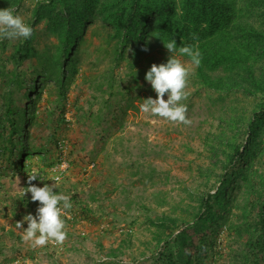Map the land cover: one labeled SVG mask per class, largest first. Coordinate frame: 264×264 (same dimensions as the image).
Instances as JSON below:
<instances>
[{"label":"trees","instance_id":"16d2710c","mask_svg":"<svg viewBox=\"0 0 264 264\" xmlns=\"http://www.w3.org/2000/svg\"><path fill=\"white\" fill-rule=\"evenodd\" d=\"M24 1L0 0V8L19 9ZM43 21L48 41L38 48L35 26ZM96 22L100 27L88 34ZM30 26V39L20 41L10 55H0V160L7 153L23 164L35 154L47 159L50 149L32 144L29 127L37 117L50 129L49 143L59 144L63 99L79 71L80 46L89 35L108 47L106 91L124 73L129 84L146 90L145 96H157L145 76L153 63L167 62L170 53L163 40L174 38L177 48L198 46L201 63L191 82L211 97L217 94L214 104L221 101L219 130L204 140L213 162L199 168L204 188L188 191L196 204L152 221L160 246L152 264H218L213 258L208 261V245H218L222 232L238 243L242 264H264V0H37ZM32 60L36 67L24 69ZM48 83L53 89L46 88ZM53 91L56 99L44 96ZM237 92L253 103H225ZM129 99L127 106L137 108ZM41 103L48 106L38 115Z\"/></svg>","mask_w":264,"mask_h":264},{"label":"rangeland","instance_id":"374dc122","mask_svg":"<svg viewBox=\"0 0 264 264\" xmlns=\"http://www.w3.org/2000/svg\"><path fill=\"white\" fill-rule=\"evenodd\" d=\"M36 1L25 0L16 9V14L28 25ZM45 25L43 21L35 26L34 44L38 48L48 41ZM97 26L100 27L99 22L92 25L88 34ZM22 40H0V55H10ZM105 48L108 47L100 38L87 37L80 46L79 71L63 99L64 119L60 121L58 135L64 140L62 153L70 161L71 169L54 190L70 197L72 204L64 214L66 218L63 217L67 238L63 244L50 241L34 248L31 242L23 240V229L16 227L18 219L8 220L0 213V264H152L160 249L154 240L157 226L152 221L158 222L161 214L173 212L174 208L179 214L188 204H196L188 191L204 188L199 168H207L213 162L204 140L219 130L222 117L221 101L214 104L212 99L217 94L211 97L198 82H191L196 66L181 56L194 69L187 84L190 95L182 101L187 105L191 124L142 113L139 105L148 97L156 98L155 93L137 95V89L130 93V77L124 73L120 76L117 71L119 77L113 82L114 88L106 91L108 76L104 77V72L111 64ZM36 65L32 60L23 68L32 69ZM46 88L53 89L50 83ZM44 96L56 99V91ZM109 96L113 97L107 101ZM130 96L137 108L127 106ZM225 103L248 107L253 98L237 92ZM47 106L41 103L38 115ZM29 129L36 144L44 143L50 132L40 125L39 117ZM26 166L40 177L48 168L36 156L27 159ZM215 179L214 176L212 182ZM34 184L43 187L55 181L44 182L38 177ZM161 198L166 199L162 205L158 203ZM38 207L39 203L30 213L36 215ZM29 211L25 209L24 214ZM23 227H28L26 221ZM3 228L11 229V233H4ZM218 241V245H208L212 248L208 261L213 258L218 264L244 263L237 242L225 237L224 232ZM219 250L225 255L221 252L220 255Z\"/></svg>","mask_w":264,"mask_h":264},{"label":"clouds","instance_id":"9594fccd","mask_svg":"<svg viewBox=\"0 0 264 264\" xmlns=\"http://www.w3.org/2000/svg\"><path fill=\"white\" fill-rule=\"evenodd\" d=\"M16 9L11 6L0 8V40H27L32 37L34 29L25 23L21 15L16 14ZM193 39H198V37L193 34ZM163 43L170 53L167 62L153 63L145 76L157 96L144 99L139 108L142 113H150L172 122L190 125L191 120L187 117V105L182 101L190 95L187 91V84L194 69L183 62L180 57L186 55L190 58L192 65L199 66L201 52L198 46L194 48L192 45H183L177 48L174 38L170 41L163 40ZM143 50L147 51L148 49L145 46ZM129 89L130 93L137 89V95L146 93V90L139 91V86L133 84H130ZM165 94H167V99H165ZM34 138L35 136H32L34 146L46 145L45 147L50 151L46 153L47 159H43V156L39 154L28 156L27 159L36 156L45 162L48 168L46 172L40 173L42 175L40 177L39 173L31 172L30 168L26 166L27 159L23 164V162L20 163L21 160L16 155L11 158L7 153V156L0 160V213L8 220L18 219L16 227L23 229V240L31 242L32 247L37 248L47 245L50 241L63 244L67 238L63 216L67 210L71 209L72 204L70 197L62 193L58 194L54 189L65 178L64 176H69L71 165L67 156L62 153L65 144L59 135L58 145L55 140L49 143L47 139L44 143L36 144ZM38 177L44 182L49 179L54 180L55 184H45L43 187H39L34 184V180ZM25 199L29 202L26 207L23 206ZM38 203L36 215L31 214L30 212ZM27 208L30 211L25 215ZM22 216H24L23 220ZM25 221L28 224L27 228L23 227ZM2 231L7 233L11 229L3 228Z\"/></svg>","mask_w":264,"mask_h":264}]
</instances>
